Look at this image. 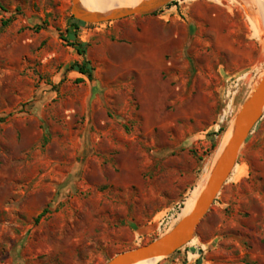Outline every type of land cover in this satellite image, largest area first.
<instances>
[{
  "label": "rangeland",
  "instance_id": "374dc122",
  "mask_svg": "<svg viewBox=\"0 0 264 264\" xmlns=\"http://www.w3.org/2000/svg\"><path fill=\"white\" fill-rule=\"evenodd\" d=\"M181 2L75 30L71 0H0V264H105L181 220L264 74L252 0ZM191 245L155 264H264V112Z\"/></svg>",
  "mask_w": 264,
  "mask_h": 264
},
{
  "label": "water",
  "instance_id": "95a60500",
  "mask_svg": "<svg viewBox=\"0 0 264 264\" xmlns=\"http://www.w3.org/2000/svg\"><path fill=\"white\" fill-rule=\"evenodd\" d=\"M172 0H143L131 8L106 13L84 10L79 0H71L72 19L84 24L117 22L134 16L152 15ZM264 1V0H262ZM264 112V74L236 112L229 139L210 170L207 181L188 216L181 219L165 235L152 242L115 255L105 264H137L145 260L168 258L196 237V230L236 166L237 157Z\"/></svg>",
  "mask_w": 264,
  "mask_h": 264
},
{
  "label": "bare ground",
  "instance_id": "6f19581e",
  "mask_svg": "<svg viewBox=\"0 0 264 264\" xmlns=\"http://www.w3.org/2000/svg\"><path fill=\"white\" fill-rule=\"evenodd\" d=\"M96 0H79V3L81 5V7L88 11V12H93V13H106L109 11H112L114 9H120V8H131V7H135L137 6L141 1L143 0H105L108 2H112V1H120L122 2L124 5H99L95 3ZM252 2L256 5L258 12L260 13L262 19L264 20V1L262 0H252ZM233 125V124H232ZM230 136V131H228L224 136L223 139L217 149V152L215 154L212 166L215 164L217 158L219 157L223 147L226 145L228 139ZM234 170V169H233ZM209 173L206 175L205 179L203 180V182L201 183L200 187L197 189L196 192L193 193V195L188 199L185 208L182 211V218H185L186 216L189 215V213L191 212L194 203L197 199V197L199 196L200 192L203 190V187L207 181V178L209 176ZM162 258H157V259H153V260H145L142 262H139L137 264H155V262L161 260Z\"/></svg>",
  "mask_w": 264,
  "mask_h": 264
},
{
  "label": "trees",
  "instance_id": "16d2710c",
  "mask_svg": "<svg viewBox=\"0 0 264 264\" xmlns=\"http://www.w3.org/2000/svg\"><path fill=\"white\" fill-rule=\"evenodd\" d=\"M71 26L76 30L78 28V26L80 25H84V23H81V22H78V21H74V20H71ZM7 23H5L3 26H6ZM66 34L67 36L73 40L72 43L69 44L70 47L74 48L76 53L78 54V56L80 57H84L85 56V49L83 48V45H81L80 43H77V42H74V39H75V33L74 31L71 32L70 30H66ZM70 70L73 71V72H76L78 73L79 75L85 77L89 82L92 81L93 79V72H94V68L90 67L89 65V62L88 61H84L83 63L81 64H78V63H74L73 65H71L70 67ZM78 83H82V79H79L77 81ZM187 201V200H186ZM186 203V202H185ZM185 205V204H184ZM43 217V214L39 215L37 218H36V221L35 222H38V220L40 218ZM192 244V242H191ZM127 251V250H126ZM124 252V251H123ZM179 251H177L176 253H178ZM174 253V254H176ZM173 254V255H174Z\"/></svg>",
  "mask_w": 264,
  "mask_h": 264
},
{
  "label": "crops",
  "instance_id": "0c3cea01",
  "mask_svg": "<svg viewBox=\"0 0 264 264\" xmlns=\"http://www.w3.org/2000/svg\"><path fill=\"white\" fill-rule=\"evenodd\" d=\"M189 1H191V0H182V2L181 3H186V2H189ZM194 1V0H193ZM156 66L154 65V68H155ZM156 68H158L159 69V66L158 67H156ZM73 74L74 75H77V76H79L80 77V79H82V81H85V80H87L85 77H83V76H81V75H79L78 73H76V72H73ZM87 82L89 83V81L87 80ZM92 88H93V92H94V97H97V100L101 103L102 102V99H101V92H102V88L104 89V88H107V86L105 85L104 86V84H101L100 82H93V85H92ZM202 247L203 246H201V247H199L198 245H191V243H189L187 246H185L184 248H182L181 249V251H185V254L184 253H182L183 254V256H185V257H189V256H191V257H194V258H198L199 257V251L202 249ZM165 264V263H164Z\"/></svg>",
  "mask_w": 264,
  "mask_h": 264
},
{
  "label": "built area",
  "instance_id": "2783aa9c",
  "mask_svg": "<svg viewBox=\"0 0 264 264\" xmlns=\"http://www.w3.org/2000/svg\"><path fill=\"white\" fill-rule=\"evenodd\" d=\"M179 210H180V208H179ZM172 217H174V215H172L171 218H172ZM163 226H164V229H170V227H171V226L169 225L168 221L165 222V223H163Z\"/></svg>",
  "mask_w": 264,
  "mask_h": 264
}]
</instances>
